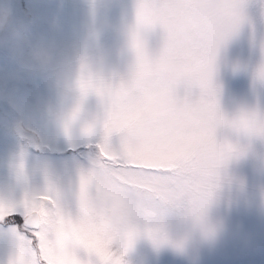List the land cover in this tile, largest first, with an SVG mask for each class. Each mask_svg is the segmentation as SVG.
<instances>
[{"label":"snow or ice","instance_id":"1","mask_svg":"<svg viewBox=\"0 0 264 264\" xmlns=\"http://www.w3.org/2000/svg\"><path fill=\"white\" fill-rule=\"evenodd\" d=\"M243 20L244 0H137V75L132 82L94 88L109 111L91 168L80 171L74 189L49 182L20 203L0 201V225H8L18 241L10 264H123V251L113 244L122 242L126 250L142 228L157 245L168 241L165 206L186 201L193 214L203 212L218 170L235 152L216 143L225 118L212 76L220 46ZM157 26L174 40L163 61L153 59L144 39ZM259 76L264 79V68ZM89 87L82 84L85 96ZM230 123L264 135V117L254 113ZM114 134L120 135L118 147ZM78 248L87 259L77 256Z\"/></svg>","mask_w":264,"mask_h":264},{"label":"rangeland","instance_id":"2","mask_svg":"<svg viewBox=\"0 0 264 264\" xmlns=\"http://www.w3.org/2000/svg\"><path fill=\"white\" fill-rule=\"evenodd\" d=\"M26 3L30 11L43 17L56 10L58 0ZM136 3L137 0H120L112 18H123L135 26ZM64 20L66 33L71 35L78 27L79 14L68 8ZM42 27L46 28V24ZM104 39L111 43L117 37L109 31ZM144 39L155 61L169 57L174 40L164 27L150 30ZM0 58L8 64L6 55L0 54ZM0 67V76L11 70L4 64ZM262 68L264 0H244V20L220 46L212 76L217 107L225 118V123L216 128V143L221 147L231 145L235 152L218 170L214 194L202 213L193 214L186 201L164 207L166 243L157 245L143 228L126 250L122 242L114 243V251H123V264H264V135L247 134L230 123L245 114L264 117V79L259 76ZM105 83L116 86L120 82L107 77ZM9 87L20 92L24 87V94L33 102L42 97L44 104L24 118L10 104L1 109L4 101L0 100V129L14 123L19 131L25 127L22 132L31 147L11 132L0 130V201L20 203L26 195L45 191L49 182L63 191L74 189L80 171L92 166L95 145L103 137L108 116L107 102L95 92L84 99L60 98L39 82L11 81ZM88 128L93 129L91 135L85 132ZM112 143L119 146V134L113 135ZM224 227L227 234L221 243L213 247L201 242L202 236H217ZM17 253L18 241L9 226L0 225V264H10ZM76 254L81 259L88 258L83 248H78Z\"/></svg>","mask_w":264,"mask_h":264},{"label":"clouds","instance_id":"3","mask_svg":"<svg viewBox=\"0 0 264 264\" xmlns=\"http://www.w3.org/2000/svg\"><path fill=\"white\" fill-rule=\"evenodd\" d=\"M120 0H58L56 10L47 16L28 11L18 15L12 0H0V54L6 55L11 70L0 76V100L6 101L22 117L42 107L43 98L35 102L11 81L39 82L60 98H86L107 77L132 82L138 71L135 40L142 38L136 25L125 19L114 20L112 11ZM71 8L79 14L78 27L66 33L65 12ZM46 24V28L42 25ZM117 39L108 42L106 32ZM3 69L0 67V72ZM82 84L89 85L85 96ZM19 130V128H18ZM227 234L202 236V243L216 246Z\"/></svg>","mask_w":264,"mask_h":264}]
</instances>
